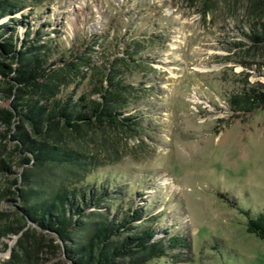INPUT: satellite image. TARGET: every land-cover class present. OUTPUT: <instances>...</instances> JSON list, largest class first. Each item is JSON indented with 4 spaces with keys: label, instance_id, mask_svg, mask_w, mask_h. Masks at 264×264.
Here are the masks:
<instances>
[{
    "label": "rangeland",
    "instance_id": "rangeland-1",
    "mask_svg": "<svg viewBox=\"0 0 264 264\" xmlns=\"http://www.w3.org/2000/svg\"><path fill=\"white\" fill-rule=\"evenodd\" d=\"M21 2L23 9L10 16L29 13L31 28L44 23V38L60 46L91 47L85 53L100 71L130 41L143 48L126 69L138 89L129 112L144 119L142 139L119 134L122 152L98 173H112L111 191H120L124 209L143 208L142 222L153 224L155 237L184 241L172 252L176 261L163 256L152 264H264V242L247 232L241 211H264V105L248 110L232 102L244 88L264 83V43L248 36L250 22L264 20L254 0ZM16 27L22 37L25 25ZM83 70L84 85L99 75ZM8 102L0 80V107ZM3 131L0 120V158L10 164L0 170V223L13 217L15 202L5 189L21 170ZM15 238L0 236V264Z\"/></svg>",
    "mask_w": 264,
    "mask_h": 264
},
{
    "label": "trees",
    "instance_id": "trees-1",
    "mask_svg": "<svg viewBox=\"0 0 264 264\" xmlns=\"http://www.w3.org/2000/svg\"><path fill=\"white\" fill-rule=\"evenodd\" d=\"M21 1L0 0V19L9 16L0 23V80L9 98L0 107L2 136L13 142L21 165L5 189L16 209L12 218L4 215L0 236L17 238L2 264H152L163 256L176 261L172 252L184 241L173 234L155 237L153 224L142 222L143 208L124 209L120 191H111L112 173H98L122 152L119 134L142 139L144 119L129 112L138 89L126 69L143 48L130 41L124 55L106 58L100 71L85 53L91 47L80 52L60 46L57 38H44V23L31 28L29 13L10 16L23 9ZM253 3L264 11V0ZM18 23L25 25L22 37ZM250 28L251 41L264 43V20L256 18ZM85 67L99 75L84 85ZM232 102L248 110L264 105V83L244 88ZM9 167L0 158V170ZM241 211L247 232L264 242V211Z\"/></svg>",
    "mask_w": 264,
    "mask_h": 264
}]
</instances>
